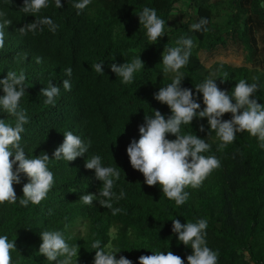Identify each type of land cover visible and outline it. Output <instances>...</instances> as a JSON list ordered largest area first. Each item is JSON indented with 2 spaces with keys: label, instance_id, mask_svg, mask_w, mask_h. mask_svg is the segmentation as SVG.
<instances>
[{
  "label": "trees",
  "instance_id": "1",
  "mask_svg": "<svg viewBox=\"0 0 264 264\" xmlns=\"http://www.w3.org/2000/svg\"><path fill=\"white\" fill-rule=\"evenodd\" d=\"M178 1L92 0L79 12L73 0H61L59 9L50 2L38 15L50 16L57 30L53 33L43 26L35 33L22 34L19 28L35 17L22 13L23 0H11L9 5L0 0V9L11 20L0 48V78L8 71L22 70L26 75V93L21 100L29 117L21 141L25 152L29 156L45 152L51 158L65 131L90 145L85 156L73 161L50 160L55 183L39 204H0V234L14 239L16 247L11 253L12 264H55L38 252L39 233L45 230H60L69 243L78 245L77 264H92L94 240H100L106 250L118 246L121 251L116 258L123 255L133 264L152 251H171L185 259L191 249L171 232L173 218L181 223L207 220V242L218 251V264H264V148L256 137L240 132L233 143L221 148L215 133L208 135L206 118H194L190 125L182 126V133L193 131L207 139L211 148L205 155H215L220 166L199 188H187L189 198L180 206L168 200L158 185L144 184L142 173L131 167L126 154L130 140L139 138L138 125L144 115H152V109L165 117L170 113L166 104L154 99V93L172 79V74L162 71L163 52L182 37H191L196 43L189 63L180 70L185 74L182 87L195 92L194 86L211 76L218 87L230 92L244 79L257 84V102L264 103V73L260 71L264 69V34L260 48L255 38L256 31L264 30L262 0H227L231 9L224 24L214 21L217 1L189 0L190 12L175 11ZM145 6L154 7L166 21L165 35L156 43L147 39L139 25L137 14ZM201 18L208 20L206 30L194 31L191 25ZM229 44L241 48L245 61L252 65L214 62L206 68L199 60L198 52L229 48ZM138 55L144 68L132 84H122L109 65L130 62ZM102 60L104 74H98L94 65ZM69 67L71 77L65 73ZM64 79L70 80L71 90L63 89ZM49 81L60 86L55 104H45L40 93ZM0 118L14 120L6 113H0ZM230 118V113L223 114V119ZM200 125L204 131L199 130ZM94 154L101 155L105 165L121 169L114 190L123 188L126 195L113 203L123 209L115 215L96 200L85 205L79 199L81 194L97 193L102 186L94 170L84 167ZM25 182L27 178L21 174L20 183L13 185L18 199ZM79 223L85 224L82 236L72 233ZM113 226L117 230L111 237Z\"/></svg>",
  "mask_w": 264,
  "mask_h": 264
},
{
  "label": "clouds",
  "instance_id": "2",
  "mask_svg": "<svg viewBox=\"0 0 264 264\" xmlns=\"http://www.w3.org/2000/svg\"><path fill=\"white\" fill-rule=\"evenodd\" d=\"M50 2L57 9L63 7L61 0H23L20 10L35 19L19 28L22 34L35 33L42 30L43 26H47L53 33L57 30L58 25L50 16L38 15L49 7ZM91 2L73 0V7L79 12ZM6 3L9 5L11 0H6ZM137 15L139 25H143L149 41L156 43L159 37L165 35L166 21L157 14L154 7L145 6ZM10 23L11 20L6 19L5 12L0 9V48L4 47L5 29ZM207 24V18H201L191 28L198 32L204 31ZM195 47L196 43L191 37H182L176 46L168 47L163 52L162 71L172 74V79L154 93V99L166 104L170 113L165 117L159 110L151 108L152 115H144L143 123L138 125L139 138H133L126 146L129 163L134 170L142 173L144 184L158 185L164 196L174 201L176 206L188 200L190 193L187 188H199L220 166V160L215 155H205L211 148L206 138L197 136L193 131L182 133V126L190 125L194 118H206L208 135L210 131L214 132L221 148L233 143L237 134L245 131L256 137L260 147L264 148V103L257 102L256 83L241 79L229 92L218 87L216 78L209 76L194 86L195 92L191 88L182 87L185 74L180 70L189 63ZM103 62L97 61L94 65L98 74H104ZM109 68L122 84L128 85L134 82L135 75L144 68V62L138 55L127 63H112ZM65 73L71 77L72 69L66 68ZM25 81L26 75L22 70L8 71L0 78V113L14 118L11 121L0 118V204H39L48 196L55 183L54 173L49 167L50 160L73 161L85 156L90 147L79 135L65 131L62 143L54 149L51 158L45 152L27 155L21 142L29 120L25 109L21 107L27 87ZM61 84L64 90H71L69 79L62 80ZM40 93L45 97V104H55V98L60 95V86L49 81ZM197 95L200 100H197ZM225 113H230L231 118L223 119ZM199 130L204 131V125H200ZM166 134H173L175 138L169 139ZM84 167L94 170V176L102 186L97 193H84L79 199L85 205H92L96 200L101 206L110 209L113 215L122 212L123 209L113 207L115 201L126 195L123 188L119 192L114 190L120 180L121 169L105 165L99 154L85 160ZM21 174L27 178V182L23 183L22 196L18 199L13 185L20 183ZM207 228L208 222L204 218L183 223L179 219H171V232L179 242L191 249V253L182 259L171 251H152L151 255H140L137 258L138 264H218V251L208 246ZM39 235L41 243L38 252L49 262L77 264L79 247L75 242L69 243L62 231L45 230ZM91 249L95 250L92 264H133L131 259L123 255L116 258V253L121 251L118 246H109L106 250L100 240H94ZM13 250H16L14 239L0 234V264H12Z\"/></svg>",
  "mask_w": 264,
  "mask_h": 264
},
{
  "label": "rangeland",
  "instance_id": "3",
  "mask_svg": "<svg viewBox=\"0 0 264 264\" xmlns=\"http://www.w3.org/2000/svg\"><path fill=\"white\" fill-rule=\"evenodd\" d=\"M217 1L215 8V16L214 21L220 24H224L225 16L230 11V6L228 5L227 0H213ZM189 0H179L174 4V10L178 11L183 9L186 12H190L191 9L188 6ZM264 34V30L260 29L255 32V38L257 40L256 46L260 48L263 45L262 36ZM230 41V40H229ZM229 48H219L213 52L207 53L206 51L198 52L199 60L203 63L206 68H210L214 62H225L230 65H240L247 64L251 66V63H247L245 61L244 51L241 48H237L233 46V44L228 45ZM261 68V65H259ZM264 73V69L260 70ZM85 230V224L79 223L73 228L72 233L77 234L78 236H82ZM117 227L113 226L110 228V236L113 237L116 233Z\"/></svg>",
  "mask_w": 264,
  "mask_h": 264
}]
</instances>
